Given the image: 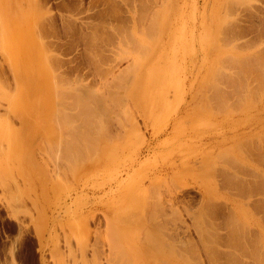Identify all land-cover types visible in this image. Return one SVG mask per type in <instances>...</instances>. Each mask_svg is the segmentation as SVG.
Returning <instances> with one entry per match:
<instances>
[{"label":"rangeland","instance_id":"374dc122","mask_svg":"<svg viewBox=\"0 0 264 264\" xmlns=\"http://www.w3.org/2000/svg\"><path fill=\"white\" fill-rule=\"evenodd\" d=\"M263 176L264 0H0V264H264Z\"/></svg>","mask_w":264,"mask_h":264},{"label":"bare ground","instance_id":"6f19581e","mask_svg":"<svg viewBox=\"0 0 264 264\" xmlns=\"http://www.w3.org/2000/svg\"><path fill=\"white\" fill-rule=\"evenodd\" d=\"M36 25H37V24H36ZM39 66H40V65H39ZM221 66H222V65H221ZM39 69H40V68H39ZM46 72H47V71H46ZM46 75H47V73H46ZM213 75H214V74H213ZM215 75H216V74H215ZM42 76H44V75H42ZM217 80H218V79H217ZM220 80H221V79H220ZM41 82H42V81H41ZM44 82H45V81H44ZM229 82H231V81H229ZM53 85H54V84H53ZM43 86H44V85H43ZM40 88H41V87H40ZM53 89H54V88H53ZM47 92H48V91H47ZM55 92H56V90H55ZM56 93H57V92H56ZM59 93H60V95H62L61 92H59ZM62 93H63V92H62ZM88 95H89V94H88ZM90 95H91V94H90ZM76 96H78L77 98H79V95H76ZM216 96H217V95H216ZM57 97H58V96H57ZM80 97H81V95H80ZM85 97H86V96H85ZM89 97H90V96H88L87 99H88ZM59 98H60V96H59ZM59 98H58V100H59ZM63 98H64V97H63ZM82 98H84V97H82ZM91 99H92V98H90V99H88V100L92 101L93 99H92V100H91ZM61 100H63L62 97H61ZM84 100H86V99L84 98ZM84 100H83V101H84ZM88 100H87V101H88ZM75 101H76V100H75ZM81 101H82V99H81ZM90 101H88V102H90ZM56 102H57V101H56ZM60 102H61V101H60ZM85 102H86V101H85ZM88 102H87V103H88ZM95 102H96V101H95ZM219 102H220V101H219ZM221 102H222V101H221ZM79 103H80V102H79ZM85 104H86V103H85ZM64 105H65V104H64ZM70 105H71V104H70ZM74 105H75V103H74ZM77 105H78V104H77ZM77 105H76V106H77ZM88 105H89V104H88ZM95 105H96V104H95ZM60 106H61V105H60ZM89 106H91V105H89ZM61 107H62V106H61ZM63 107H64V106H63ZM82 107H83V106H82ZM84 107H85V106H84ZM65 109H66V108H65ZM84 109H86V108H84ZM87 109H88V108H87ZM90 109H92V108H90ZM93 109H96V108L93 107ZM57 110H58V109H57ZM61 111H62V110H61ZM90 111H91V110H90ZM93 111H94V110H93ZM55 112H56V111H55ZM58 112H59V111H58ZM61 113H63V112H61ZM61 113H60V114H61ZM76 113H77V111H76ZM54 114H55V113H53V116L55 117ZM64 114H65V113H64ZM68 114H70V113L68 112V113H67V116H68ZM71 114H72V113H71ZM96 114H97V113H96ZM58 115H59V114H58ZM73 115H75V114H73ZM86 115H87V114H86ZM86 115H85V116H86ZM77 116H78V115H77ZM57 117H58V116H57ZM61 117H62V115H60V118H61ZM69 117H70V116H69ZM71 117H72V116H71ZM75 117H76V116H75ZM87 117H88V115L86 116V119H87ZM92 117H93V116H92ZM95 117H96V116H95ZM95 117H94V118H95ZM58 118H59V117H58ZM60 118H59V119H60ZM73 119H74V118H73ZM73 119H71V120H73ZM79 119H80V118H79ZM57 120H58V119H57ZM67 120L69 121V119H67ZM67 120H66V121H67ZM94 120H95V119H94ZM53 121H54V120H53ZM58 121H59V120H58ZM58 121H57V123H58ZM61 121H63V120H61ZM74 121H76V120H74ZM85 121H86V120H85ZM69 122H70V121H69ZM69 122H68V123H69ZM80 122H81V121H80ZM83 122H84V120H82V124H81V125H84ZM54 123H55V122H54ZM60 123H63V122H60ZM92 123H93V122H92ZM55 124H56V123H55ZM65 124H66V123H65ZM86 124H87V123H86ZM88 124H89V123H88ZM90 124H91V122H90ZM96 124H97V123H96ZM81 125H80V126H81ZM58 126H59V125H58ZM86 126H87V125H86ZM90 126H91V125H90ZM77 127H78V126H77ZM75 128H76V127H75ZM82 128H83V127H82ZM77 129H78V128H77ZM80 129H81V127H80ZM86 129H87V127H86ZM89 129H92V127H90ZM96 129H97V128H96ZM83 131H85V126H84V130H83ZM90 131L93 132L94 130H90ZM76 132H78V131L75 130L73 133H76ZM79 132H80V131H79ZM97 132H98V131H97ZM86 134H87V133H86ZM86 134H85V135L82 134V135L85 137ZM92 134H93V133H91L90 135L92 136ZM95 134H96V133H95ZM97 134L100 135L101 133H97ZM76 135H77V134H76ZM98 135H97V136H98ZM102 135H103V134H102ZM83 136H81V137L83 138ZM93 136H95V138H96V135L93 134ZM93 136H92V137H93ZM100 136H101V135H100ZM98 137H99V136H98ZM98 137H97V138H98ZM58 138H59V137H58ZM77 138H78V137H77ZM77 138H76V139H77ZM79 138H80V137H79ZM82 138H81V139H82ZM87 138H90L89 140L91 141V137H86V139H87ZM74 139H75V138H74ZM93 139H94V138H93ZM79 140H80V139H79ZM83 140H84V138H83ZM77 141H78V140H77ZM86 141H88V140H85V142H86ZM57 142H58V141H57ZM73 142H74V141H73ZM73 142H72V143H73ZM91 142H92L93 145H94V140L91 141ZM91 142H90V143H91ZM86 143H87V142H86ZM53 144H54V143H53ZM68 144H69V143H68ZM78 144H79V142H78ZM48 145H49V144H48ZM58 145H59V144H58ZM82 145H83V143H82ZM62 146H63V145H62ZM69 146L71 147V145H69ZM73 146H74V144L72 145V147H73ZM83 146H84V145H83ZM94 146H95V145H94ZM52 147H53V146H52ZM63 147H64V146H63ZM66 147H67V146H66ZM77 147H78V146H77ZM77 147H76V148H77ZM96 147H97V146H96ZM58 148H59V147H58ZM73 148H75V147H73ZM76 148H75V150H76ZM88 148H89V147H88ZM50 149H51V147H50ZM52 149H53V148H52ZM68 149H69V148H68ZM78 149H79V148H78ZM78 149H77V150H78ZM83 149H84V148H83ZM61 150H62V149H61ZM65 150H66V149H65ZM71 150H72V149H71ZM77 150H76V151H77ZM88 150H89V149H88ZM56 151H57V150H56ZM63 151H64V150H63ZM67 151H68V150H67ZM76 151H75V152H76ZM79 151H80V150H79ZM88 152H89V151H88ZM63 153H65V152H63ZM63 153H62V154H63ZM78 153H79V152H78ZM69 154H70V152H69ZM71 154H72V153H71ZM76 154H77V153H76ZM66 155H67V153H66ZM74 155H75V154H74ZM80 155H81V154H80ZM70 156H71V155H70ZM75 156H77V155H75ZM83 156H84V155H83ZM71 157H72V156H71ZM77 157H78V156H77ZM71 159H72V158H71ZM75 159H77V158H75ZM81 160H82V159H81ZM73 161H75V160H73ZM232 168H233V167H232ZM235 170H236V169H235ZM239 170H240V169H239ZM235 172L237 173V171H235ZM260 172H261V171H260ZM261 174H263V173L261 172ZM248 175H249V174H248ZM231 176H233V175L231 174ZM236 176H237V175H236ZM260 176H261V175H260ZM237 177H238V176H237ZM249 177H250V176H249ZM263 177H264V176H263ZM227 178H229V177H227ZM231 178H232V177H231ZM239 178H241V177H239ZM239 178H238V179H239ZM253 178H254V177H253ZM233 179H234V178H233ZM234 180H235V179H234ZM237 181H238V180H237ZM240 181H241V180H240ZM243 181H244V180H243ZM229 182H230V181H229ZM231 182H232V181H231ZM235 182H236V181H235ZM238 182H239V181H238ZM255 182H256V181H255ZM247 183H248L247 185L250 184L249 182H247ZM252 183H253V182H252ZM252 183H251V185H252ZM257 183H258V182H257ZM240 184H241V183H240ZM244 184H245V183H244ZM234 185H235V184H233V187H234ZM238 185H239V184H238ZM253 185H257V184L254 183ZM230 186H231V185H230ZM258 186H259V185H258ZM258 186H252V187H251V186L249 185V186H248V187H249V188H248V192L251 193V194H252V193H255V194H256V193H258V192H264V186L261 187V184H260L259 187H258ZM242 187H243V188H246L247 186L244 187V185H243ZM242 187H241V185H240V188H239V189H241ZM250 187H251V188H250ZM237 188H238V187H237ZM243 188H242V189H243ZM252 188H254V189H252ZM235 189H236V188H235ZM249 189H250V190H249ZM251 189H252V190H251ZM238 191H239V190H238ZM240 192H241V190H240ZM240 192H239V193H240ZM237 193H238V192H237ZM241 193H243V192H241ZM246 193H247V192H246ZM232 195H234V194H232ZM236 196H238V195H236ZM242 196H243V194H242ZM242 196H241V198H242ZM245 196H246V195H245ZM250 196H252V195H250ZM253 196H254V195H253ZM263 196H264V195H263ZM206 199H208V197H207ZM206 201H207V200H206ZM256 201H257V200H256ZM138 202H139V201H138ZM159 202H160V201H159ZM167 202H169V201H167ZM207 202H208V201H207ZM210 202H211V200H210ZM226 202H227V201H226ZM155 203H156V202H155ZM170 203H171V202H169V204H170ZM139 204H140V203H139ZM161 204H162V203H160V204H158V205L161 206ZM208 204H209V203H207L206 205H208ZM252 204H253V203H252ZM254 204H256V203L254 202ZM261 204H262V203H261ZM261 204L255 205L254 208L256 207L257 209H260V210L262 209V212H264V210H263V208H264V202H263L262 205H261ZM155 205H156V204H155ZM167 205H168V204H167ZM160 206H159V207L157 206L159 210H158V209H156V211L154 210V212L157 213V214L154 215V220H150V224H153V226H154L156 229H152V228H151V229H152V230H158V228H159V230H158L159 233H158V234L160 235V237H158V236H157V237H158L159 239H161L162 241H164V244H165V242L171 244V246H172V245L176 246L175 244H178L179 246L176 247L177 250L175 249L174 246H173V247H174V249H175L176 251H181V249H179V248H180V246L183 244V241H182V244L180 245V244H179V243L181 242L180 237H179L180 235H178V233H179V232H178V229L175 230V228H177V226H176V225H175V226L173 225V226H174L173 229H171L170 231L167 230V228H166V227H167V226H166L167 224H165V223H168L167 221H168L169 219H168L167 217H165L164 211H163L162 207L160 208ZM168 206H169V205H168ZM211 206H212V205H211ZM237 206H238V205H237ZM213 207H215V209L218 208V207H216L215 205H214ZM261 207H262V208H261ZM137 208H138V207H137ZM145 208H146V207H145ZM145 208H144V209H145ZM148 208H149V207H148ZM148 208H147V209H148ZM153 208H155V207H153ZM170 208H171V207H170ZM254 208H253V209H254ZM160 209H161V210H160ZM145 210H146V209H145ZM174 210H175V209H174ZM219 210H220V207H219ZM219 210H218V211H219ZM243 210H244V209H243ZM146 211H148V210H146ZM202 211H203V210H202ZM208 211H209V210H208ZM208 211H207V212H208ZM210 211H211L210 215H211L212 213H213L214 215H216L215 213L218 212V211L214 210V208H212ZM229 211H230V210H229ZM254 211H255V210H254ZM176 212H177V213H176ZM243 212H244V211H243ZM257 212H258V211H257ZM259 212H260V211H259ZM152 213H153V211H152ZM175 213L178 214V211L176 210ZM179 213H180V212H179ZM153 214H154V213H153ZM171 214H172V213H171ZM173 214H174V213H173ZM176 214H175V215H176ZM213 214H212V216H213ZM230 214H231V213H229V215H230ZM233 214H236V213L233 212L231 215H233ZM246 214H247V213H246ZM262 214H263V213H262ZM179 215H180V214H179ZM179 215H176V216H178V217H177L178 219H179ZM229 215H228V216H229ZM170 216H171V215H170ZM172 216H173V215H172ZM176 216H175V217L173 216V217L176 218ZM180 216H181V215H180ZM212 216H211V217H212ZM216 216H217V215H216ZM233 216H234V215H233ZM259 216H262V217H263L264 214H263V215L260 214ZM148 217H149V216H148ZM173 217H172V218H173ZM231 217H232V216H231ZM231 217H230V218H231ZM234 217H235V216H234ZM234 217H232L231 221H232V220H235V219H233ZM243 217H246V216H243ZM201 218H202V217H201ZM251 218H252V216H251ZM167 219H168V220H167ZM237 219H238V218H237ZM237 219H236V221H237ZM245 219H246V218H245ZM263 219H264V218H263ZM263 219L261 218V222L263 221ZM171 220H175V219H171ZM171 220H170V221H171ZM243 221H244V220H243ZM248 221H249V220H248ZM250 221H251V220H250ZM178 222H179V220H178ZM203 222H204V220H203ZM237 222H238V221H237ZM237 222H236V223H237ZM263 222H264V221H263ZM263 222H262V223H263ZM171 223H172V222H171ZM179 223H180V222H179ZM229 223H231V222H229ZM232 223H234V222L232 221ZM232 223H231V224H232ZM238 223L241 224L240 221H239ZM238 223H237V225H240V224H238ZM249 223H250V222H249ZM164 224H165L166 227L164 226ZM231 224H230V225H231ZM246 224H247V223H246ZM193 225H195V224H193ZM206 225H207V223H206ZM228 225H229V224H228ZM228 225H227V226H228ZM230 225H229V227H232V229H231L232 231H230L229 229H228V231H230L231 236L234 235L235 233H236V235H237L238 232H236L237 230L235 229V227H233L235 224H234V225L232 224V226H230ZM199 226H200V225H199ZM169 227H170V226H169ZM207 227H208V226H207ZM229 227H228V228H229ZM236 227H237V226H236ZM246 227H247V226H246ZM246 227H245V228H246ZM259 227H260V226H259ZM237 228H238V227H237ZM148 229H149V227H148ZM194 229L196 230V227H195V226H194ZM233 229H234V231H235V230H236V231L233 232ZM239 229H240V228H238V231H239ZM195 230H194V231H195ZM197 230H198V229H197ZM262 230H263V229H262ZM43 231H44V229H38V230L36 231L37 236L41 238V236H42V234H43ZM62 231H63V230H62ZM208 231H209V230H208ZM242 231H243V230H241V232H242ZM244 231H245V230H244ZM246 231H247V229H246ZM252 231H253V229H252ZM148 232H149V231H148ZM201 232H202V231H201ZM250 232H251V231H250ZM73 233H74V232H73ZM204 233H205V232H204ZM208 233H209V232H208ZM210 233H213V232H210ZM214 233H215V232H214ZM214 233H213V235H214ZM244 233H245V232H244ZM244 233H242V235H243ZM142 234H143V233H142ZM198 234H201V233H198ZM198 234H196V235H198ZM217 234H218V233H217ZM238 234L240 235V232H239ZM254 234H255V233H254ZM72 235H73V236H72L73 239L75 238V241L78 243V244H77V243L75 242V247L78 248V247H79V243H81L82 240H85L86 237H84V238L82 239L81 235L79 236V234H78V235H76V234H72ZM209 235H211V234H209ZM213 235H212V236H213ZM215 235H216V234H215ZM242 235H241V236H242ZM244 235H247V234H244ZM244 235H243V239H244ZM249 235H251V237H252V234H249ZM257 235H258V234H257ZM82 236H83V235H82ZM198 236H199V235H198ZM204 236H206V235L204 234ZM216 236H217V235H216ZM237 236H238V235H237ZM263 236H264V235H263ZM143 237H144V236H143ZM143 237H142V238H143ZM207 237H208V235H207ZM238 237H239V236H238ZM238 237H237V239L239 240L240 238H238ZM146 238H147V237H146ZM211 238H212V237H211ZM233 238L235 239L234 236H232V237L230 238V240H232V242H233ZM241 238H242V237H241ZM247 238H248V237H247ZM259 238H260V236H259ZM259 238H258V239H259ZM148 239H149V238H148ZM151 239L153 240V237H151ZM245 239H246V238H245ZM258 239H257V240H258ZM130 240H131V239H130ZM145 240H146V239H145ZM198 240H199V239H198ZM201 240H202V239H201ZM226 240H227V238H226ZM226 240H225V241H226ZM253 240H255V239H253ZM68 241H70V240H67V241L65 242V245H66V243H67ZM140 241H141V240H140ZM155 241H156V240H155ZM158 241H159V240H158ZM202 241H203V240H202ZM222 241H223V240H222ZM242 241H243V243H244V240H242ZM248 241H249V240H248ZM259 241H260V239H259ZM99 242H100V241H99ZM134 242H135V241H134ZM142 242H144V241H142ZM145 242H146V241H145ZM145 242H144V243H145ZM147 242H148V241H147ZM153 242H154V241H153ZM177 242H178V243H177ZM185 242H186V241H185ZM188 242H190V244L188 245V247H186L187 249H186V248H185V249H186L188 255H189L191 258H188V256H186L187 254H186L185 256L187 257V259H190V260L192 259V261H190L191 264H197L198 262H197V258H196V256H198L197 254L199 253V251H198V248H197V245H196V244H197L198 242H197L196 240H194V239H191V241L188 240ZM196 242H197V243H196ZM200 242H201V241H200ZM227 242H228V241H227ZM230 242H231V241H230ZM230 242H229L228 244H230ZM232 242H231V243H232ZM238 242H239V241H238ZM255 242H256V241H255ZM257 242H258V241H257ZM135 243H136V242H135ZM144 243H143V244H144ZM150 243H151V241H150ZM155 243H156V242H154V244H155ZM157 243H158V242H157ZM162 243H163V242H162ZM167 243H166V245H167ZM201 243H204V242H201ZM218 243H221V242H218ZM235 243H236V242H235ZM240 243H241V242H240ZM240 243L238 244L239 247H240ZM243 243H241V244H243ZM261 243H262V241H261ZM84 244H85V243H84ZM94 244H95V243H94ZM136 244H137V243H136ZM140 244H141V242H140ZM185 244L187 245V242H186ZM185 244H184V247H185ZM249 244H250V243H248V245H249ZM69 245H70V247H71L70 242H69ZM82 245H83V242H82ZM144 245H145V244H144ZM155 245H156V244H155ZM202 245H203V244H202ZM218 245H220V244H218ZM243 245H244V247H245V244H243ZM248 245H247V246H248ZM256 245H257V244H256ZM63 246H64V245H63ZM83 246H84V245H83ZM83 246H82V248H84V249H85L84 251H86L87 248H85V247H83ZM110 246H111V245H110ZM122 246H123V245H122ZM182 246H183V245H182ZM226 246H227V245H226ZM226 246H225V247H226ZM228 246H229V245H228ZM228 246H227V247H228ZM231 246H234L233 243H232ZM241 246H242V245H241ZM259 246L261 247L260 243H259ZM66 247H68V246L66 245ZM66 247H65V248H66ZM95 247H96V246H95ZM115 247H116V246H115ZM115 247H113V248L115 249ZM163 247H164V245H163ZM198 247H199V246H198ZM242 247H243V246H242ZM249 247L252 248V247H254V246H249ZM73 248H74V247H73ZM73 248L71 247L72 251L75 250V249L73 250ZM111 248H112V247H111ZM153 248L155 249L154 246H153ZM153 248H152V249H153ZM160 248H161V247H160ZM166 248H168V247H166ZM169 248H170V246H169ZM232 248H233V247H232ZM234 248H236V244H235ZM234 248H233V250H234ZM68 249H69V248H68ZM91 249H93V248H91ZM99 249H100V247H99L98 249H96V248L93 249V250L95 251V252L93 251V252H94V256H95V257L93 258V264H103V263L101 262V260H100V259H101V254H102V251H103V250H101V249L99 250ZM123 249H124V248H123ZM132 249H133V248H132ZM150 249H151V248H150ZM154 249H153V250H154ZM185 249H184V250H185ZM227 249H228V248H227ZM229 249H230V248H229ZM229 249H228V254L231 253V252H229ZM236 249H237V248H236ZM238 249H239V248H238ZM238 249H237V250H238ZM243 249H244V248H243ZM243 249H242V250H243ZM253 249H254V248H253ZM253 249H252V252H253V251L256 252V250H253ZM255 249H256V248H255ZM257 249H258V247H257ZM259 249H260V248H259ZM263 249H264V247L262 248V250H263ZM78 250H79V248L77 249V252H78ZM147 250H148V249H147ZM161 250H162V249H161ZM164 250H165V249H164ZM182 250H183V249H182ZM184 250H183V251H184ZM237 250H236V251H237ZM242 250H241V251H242ZM245 250H247V248H246ZM67 251H69V250H67ZM67 251H66V254L68 253ZM126 251H127V250H126ZM138 251H139V250H138ZM166 251H167V250H166ZM230 251H231V250H230ZM241 251H240V252L237 251V252L239 253V255H242V257H243V256H245L244 254H246V255H247V256H246V259H248L247 257H250V258H251V259L249 258L250 261L253 260V261L255 262V264H257V262H260V261H261L260 258L258 257V255H253V253L251 252V250H249V251L247 250L248 252H245V253H244V252L242 253ZM77 252H76V253H77ZM111 252H112V251H111ZM113 252H114V251H113ZM113 252H112L111 254L114 255V253H116V252H118V251H116V252H114V253H113ZM124 252H125V251H124ZM144 252H145V251H144ZM174 252H175V251H174ZM184 252H185V251H184ZM184 252H183V253H184ZM70 253H72V252H70ZM76 253L74 254V252H73V254H74L75 256H76ZM83 253H84V252H83ZM122 253H123V252H122ZM148 253H149V252H148ZM159 253H160V252H159ZM161 253H162V252H161ZM177 253H178V252H177ZM183 253H182V254H183ZM204 253H206V252H204ZM235 253H236V252H235ZM235 253H231L230 256H232V257H230V258H228L229 256H226V257H224V258H225V259L228 258V261H231L232 263H235V262H237L238 260L240 261V259H238V260L236 259V255H235ZM247 253H248V254H247ZM257 253H258V251H257ZM259 253H260V250H259ZM261 253H262L261 255H263V257H264V254H263L264 252L262 251ZM68 254H69V253H68ZM78 254H80V253L78 252ZM85 254H86V253H85ZM85 254H84V255H85ZM109 254H110V253H108V256H107V255L105 256V259H104V261H106L105 263H106V264H119L120 261H119L118 263H117V262L115 263L114 261H112L113 259H114L115 261L119 260V259H115L117 256L115 255V257H114V256L112 255V256L114 257V258H113V257H111V254H110V255H109ZM119 254H120V252H119ZM134 254H135V253H134ZM136 254H137V253H136ZM152 254H153V253H152ZM217 254H218L219 256L221 255L220 252H219V249H217V250H213V249L209 248V249L207 250V254H206V255H208V256H207V257H208V260H207V261L209 262V260H210V262H211V261H213V259H215V262H216V258L218 257ZM224 254H225V253H224ZM228 254H227V252H226V255H228ZM236 254H237V253H236ZM254 254H255V253H254ZM69 255L72 256V254H69ZM74 255H73V257H74ZM80 255H81V254H80ZM117 255H118V254H117ZM127 255H129V254H127ZM147 255H148V254H147ZM155 255H156V254H155ZM233 255H234V256H233ZM59 256H60V255H59ZM102 256H103V255H102ZM121 256H122V254H121ZM121 256H118V258H119V257L121 258ZM124 256H125V254H124ZM180 256H181V254H180ZM221 256H223V254H222ZM221 256H220V259H221ZM65 257H66V256H65ZM122 257H123V256H122ZM125 257H126V256H125ZM129 257H130V256H129ZM181 257H182V256H181ZM205 257H206V256H205ZM215 257H216V258H215ZM260 257H261V259L263 258L262 256H260ZM58 258H59V257H58ZM58 258H57V259H58ZM68 258H69V256L67 257V259H68ZM111 258H112V260H111ZM136 258H137V257H136ZM159 258H160V257H159ZM177 258H178V257H177ZM182 258H183V257H182ZM199 258H200V257H199ZM202 258H203V257H202ZM224 258H223V259H224ZM237 258H239V256H238ZM61 259H62V256H61ZM61 259H60V260H61ZM70 259H72V258H70ZM76 259H77V258H76ZM123 259L127 260L126 258H123ZM184 259H185V257H184ZM187 259H186V261H187ZM206 259H207V258H206ZM220 259L217 258V260H220ZM230 259H231V260H230ZM249 259H248V260H249ZM58 260H59V259H58ZM63 260H64V258H63ZM68 260H69V259H68ZM73 260H74V258H73ZM128 260H129V259H128ZM163 260H164V258H163ZM70 261H71V260H70ZM77 261H78V260H77ZM91 261H92V260H91ZM134 261H135V260H134ZM166 261H167V260H166ZM199 261H200V259H199ZM222 261H223V260H222ZM225 261H226V260H225ZM250 261H249V262H250ZM58 262H59V261H58ZM61 262H62V261H61ZM72 262H74V261H71L70 264H71ZM75 262H76V260H75ZM75 262H74V264H77V263H75ZM124 262H125V261H124ZM127 262H128V261H127ZM153 262H154V261H153ZM196 262H197V263H196ZM201 262H202V261H201ZM201 262H200V263H201ZM223 262H224V261H223ZM231 262H230V264H231ZM241 262H242V259H241ZM245 262H246V261L244 260V263H245ZM160 263H161V262H160ZM160 263H159V264H160ZM187 263H188V262H187ZM203 263H204V262H203ZM211 263H212V262H211ZM216 263H217V262H216ZM228 263H229V262H228ZM228 263H227V264H228ZM244 263L242 262V264H244ZM247 263H248V262H247ZM262 263H264V260H263ZM62 264H63V263H62ZM67 264H68V263H67ZM72 264H73V263H72ZM120 264H123V262H121ZM127 264H128V263H127ZM163 264H164V263H163ZM165 264H166V263H165ZM168 264H170V263H168ZM185 264H186V263H185ZM189 264H190V263H189ZM220 264H221V263H220ZM236 264H239V262L236 263ZM240 264H241V263H240ZM249 264H250V263H249Z\"/></svg>","mask_w":264,"mask_h":264}]
</instances>
